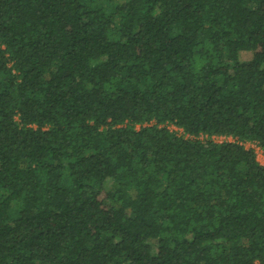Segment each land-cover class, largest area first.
Masks as SVG:
<instances>
[{"label":"trees","instance_id":"obj_1","mask_svg":"<svg viewBox=\"0 0 264 264\" xmlns=\"http://www.w3.org/2000/svg\"><path fill=\"white\" fill-rule=\"evenodd\" d=\"M255 148L264 0H0V264H264Z\"/></svg>","mask_w":264,"mask_h":264},{"label":"rangeland","instance_id":"obj_2","mask_svg":"<svg viewBox=\"0 0 264 264\" xmlns=\"http://www.w3.org/2000/svg\"><path fill=\"white\" fill-rule=\"evenodd\" d=\"M240 58L242 61H247L250 60L252 58V53L251 52H242L240 54ZM170 130L177 133V135L179 136H183V131L180 129H175L173 127H170ZM248 148L252 147L251 145L247 146ZM254 148V147H252ZM256 152H257V159L258 161L264 165V152H262V150H260L259 148H255Z\"/></svg>","mask_w":264,"mask_h":264},{"label":"built area","instance_id":"obj_3","mask_svg":"<svg viewBox=\"0 0 264 264\" xmlns=\"http://www.w3.org/2000/svg\"><path fill=\"white\" fill-rule=\"evenodd\" d=\"M170 127H173V128H175V129H179V128L175 127V126H169V129H170ZM180 130H181V129H180ZM201 137H202V136H201ZM201 137H200V138H201ZM191 138H192V137H191ZM214 140L217 141V142H223V141H226V140H227V141H228V140H229V141H232L231 139H225V138H214ZM248 145H249V144H247L246 147H247ZM252 147H255V146L252 145ZM247 148H248V147H247Z\"/></svg>","mask_w":264,"mask_h":264}]
</instances>
